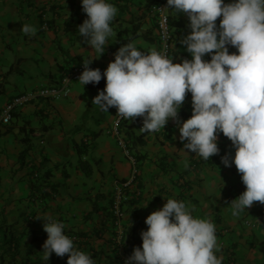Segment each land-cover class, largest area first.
<instances>
[{"label":"crops","instance_id":"obj_1","mask_svg":"<svg viewBox=\"0 0 264 264\" xmlns=\"http://www.w3.org/2000/svg\"><path fill=\"white\" fill-rule=\"evenodd\" d=\"M158 1L109 0L118 12L109 44L97 58L77 31L87 19L81 0H0V111L18 95H36L15 110L8 126L0 125V264H47L41 216L64 223L65 234L95 264H124L142 245L145 218L167 199L185 202L195 218L215 225L222 264L226 256L232 264H264V207L254 202L239 216L232 213L231 201L245 185L234 164L221 162L235 152L227 137L218 134L220 152L207 161L183 152L187 141H180L177 121L169 119L157 132H141L143 121L137 117L124 120L119 130L126 154L112 131L117 109L107 113L92 104L105 88L104 78L102 88L74 78L66 98L41 95L91 59L90 67L105 70L123 40L145 54L158 51V16L152 11ZM169 17L174 28L169 59H191L180 43L191 31L187 16L169 11ZM25 23L36 27L35 35L22 32ZM191 114L189 93L178 120ZM83 162L91 177L82 170ZM66 261L67 254L53 253L48 264Z\"/></svg>","mask_w":264,"mask_h":264},{"label":"clouds","instance_id":"obj_2","mask_svg":"<svg viewBox=\"0 0 264 264\" xmlns=\"http://www.w3.org/2000/svg\"><path fill=\"white\" fill-rule=\"evenodd\" d=\"M81 6L87 19L77 31L98 58L113 35L110 24L118 9L109 0H81ZM165 9L187 16L191 31L180 43L191 59L173 63L162 52L145 54L130 42L118 48L103 73L89 67L92 59L84 63L78 81L84 86L104 78L105 88L92 104L107 113L115 107L116 116L127 121L141 117V132H157L169 119L177 121L179 139L187 141L185 154L188 149L209 161L220 152L218 134L227 137L235 152L221 162L234 164L245 185L231 201L233 215L239 216L254 202L264 205V0H167ZM21 30L27 35L37 31L29 23ZM189 93L192 114L180 122L178 111ZM38 219L47 233L42 245L47 264L53 253L67 254L66 264H95L65 234L64 223L51 216ZM144 222L142 245L124 264H222L215 225L195 218L185 202L167 199Z\"/></svg>","mask_w":264,"mask_h":264},{"label":"built area","instance_id":"obj_3","mask_svg":"<svg viewBox=\"0 0 264 264\" xmlns=\"http://www.w3.org/2000/svg\"><path fill=\"white\" fill-rule=\"evenodd\" d=\"M167 5V0H161L160 4L155 5L152 8V11L155 12L158 16V43H159V49L158 52H162L167 57H170V50H171V44L173 39L172 29L169 25V15L167 13V9L163 10ZM163 10V11H161ZM90 67V66H89ZM92 68V67H90ZM94 69V68H93ZM84 70V66H78L76 68H73L70 74H68L61 82V84L58 86H52L44 91L41 92L42 96H45L46 98H52V99H60V98H66L69 94V86L72 80L76 77H79L81 72ZM101 73H103L104 70H101ZM36 95L34 93H23L21 95H18L15 97L9 104H7L1 111H0V125L1 126H8L13 117V113L15 110L24 104L30 102L32 99H34ZM125 119H121L118 116L115 117L113 124H112V131L114 136H117L118 138V146L121 147L126 154H129V150L127 145L120 139V133H119V126ZM135 175L132 176V178L126 182L124 185L129 186L131 182L135 180ZM38 175L35 174V177ZM118 200L120 201V198L118 197ZM118 206L119 202L116 204L115 209L118 213Z\"/></svg>","mask_w":264,"mask_h":264},{"label":"trees","instance_id":"obj_4","mask_svg":"<svg viewBox=\"0 0 264 264\" xmlns=\"http://www.w3.org/2000/svg\"><path fill=\"white\" fill-rule=\"evenodd\" d=\"M160 2H161V0H159L155 5H158V4H160ZM169 25H170V28H172V24H171V21H170V18H169ZM127 41L128 40H123V42H121V45H123V44H125V43H127ZM103 83L104 82H102V80L99 82V84H100V87L102 88V86H103ZM1 93V92H0ZM121 125H122V123L120 124V126H119V130L121 129ZM220 138H225V136L221 133V137ZM129 150V149H128ZM81 165H82V170L84 171V173H85V175H86V177H91V175H92V171H91V169H89V167L83 162V163H81ZM135 178H136V175H135ZM120 204V203H119ZM262 205V204H261ZM262 207H264V205H262ZM118 211H119V207H118ZM226 259H227V264H232L231 263V260H230V258L228 257V256H226Z\"/></svg>","mask_w":264,"mask_h":264},{"label":"rangeland","instance_id":"obj_5","mask_svg":"<svg viewBox=\"0 0 264 264\" xmlns=\"http://www.w3.org/2000/svg\"><path fill=\"white\" fill-rule=\"evenodd\" d=\"M169 11H170V10H167L168 15H169ZM171 29H172V31H174V28H173V27H172ZM34 177H35V175H34Z\"/></svg>","mask_w":264,"mask_h":264}]
</instances>
